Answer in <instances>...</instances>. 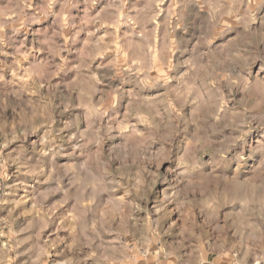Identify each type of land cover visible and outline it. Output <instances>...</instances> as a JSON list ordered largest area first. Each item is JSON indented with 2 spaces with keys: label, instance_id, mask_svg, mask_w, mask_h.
I'll return each mask as SVG.
<instances>
[{
  "label": "rangeland",
  "instance_id": "obj_1",
  "mask_svg": "<svg viewBox=\"0 0 264 264\" xmlns=\"http://www.w3.org/2000/svg\"><path fill=\"white\" fill-rule=\"evenodd\" d=\"M0 264H264V0H0Z\"/></svg>",
  "mask_w": 264,
  "mask_h": 264
}]
</instances>
